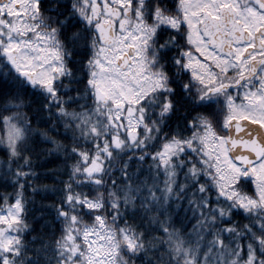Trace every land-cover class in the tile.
Segmentation results:
<instances>
[{
  "label": "snow or ice",
  "instance_id": "obj_1",
  "mask_svg": "<svg viewBox=\"0 0 264 264\" xmlns=\"http://www.w3.org/2000/svg\"><path fill=\"white\" fill-rule=\"evenodd\" d=\"M0 68V264H264V0H0Z\"/></svg>",
  "mask_w": 264,
  "mask_h": 264
},
{
  "label": "trees",
  "instance_id": "obj_2",
  "mask_svg": "<svg viewBox=\"0 0 264 264\" xmlns=\"http://www.w3.org/2000/svg\"><path fill=\"white\" fill-rule=\"evenodd\" d=\"M73 59H79V57H73ZM71 66V65H70ZM3 69L0 68V73H3ZM178 116H174L170 123L173 127L178 122ZM35 124V121H34ZM38 127H46L45 123L41 122ZM55 136V133H51ZM58 140L62 137H56ZM67 143V141H64ZM52 146L47 143L37 142L31 153L33 171L37 173V178L30 179V186H26L24 189V196L27 200L26 219L31 229L26 236V241L36 240V245L39 246L41 240L45 243H52L60 234V224L56 219V210L54 205L60 202V193L58 189L61 187L59 181L66 179L63 174L65 170V161L62 153L49 154L48 149ZM6 157L0 152V175H3V166L5 164ZM13 168L16 167L14 164ZM27 170V169H25ZM35 189V191H34ZM13 188L5 187L0 183V193L12 192ZM239 219V218H238ZM187 223V228L191 229L195 223L192 220ZM136 264H140L137 261Z\"/></svg>",
  "mask_w": 264,
  "mask_h": 264
}]
</instances>
